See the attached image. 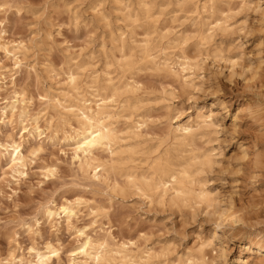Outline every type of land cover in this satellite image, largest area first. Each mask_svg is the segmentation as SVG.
<instances>
[{
  "label": "clouds",
  "instance_id": "clouds-1",
  "mask_svg": "<svg viewBox=\"0 0 264 264\" xmlns=\"http://www.w3.org/2000/svg\"><path fill=\"white\" fill-rule=\"evenodd\" d=\"M0 264H264V0H0Z\"/></svg>",
  "mask_w": 264,
  "mask_h": 264
}]
</instances>
